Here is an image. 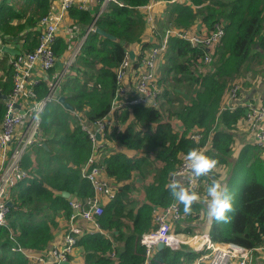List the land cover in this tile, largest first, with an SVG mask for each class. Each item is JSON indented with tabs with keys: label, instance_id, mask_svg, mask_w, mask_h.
<instances>
[{
	"label": "trees",
	"instance_id": "trees-1",
	"mask_svg": "<svg viewBox=\"0 0 264 264\" xmlns=\"http://www.w3.org/2000/svg\"><path fill=\"white\" fill-rule=\"evenodd\" d=\"M117 1L124 6L110 3L95 20V26L115 39L95 32L88 34L71 67L75 75H68L61 85L60 95L78 117L59 104L56 109L47 107L42 114V145L25 155L22 167L27 169L28 177L11 188L12 207L6 225L0 226V264H30L13 249L41 250L48 246L53 240V230L58 227V218L71 212L61 192L81 200L92 195L80 170L93 154L95 164L102 165L107 176L119 185L115 197L103 205L102 213L96 218L109 237L84 235L76 241L82 264H143L145 250L140 237L155 229L153 210L163 209L172 202H177L182 214V219L172 224V231L185 235L201 233L200 214L207 208L206 202L193 204L191 214L185 215L183 205L173 199L167 185L181 156L206 143L205 154L217 158L219 163L209 176L197 178L199 184L205 183L204 189L211 178L219 177L217 171L221 168L229 169L223 181L226 185L234 175L246 179L234 201L235 211L229 213L231 222L214 223L208 233L210 239L244 248L264 244V157L260 152L251 157V151L257 149L244 143L237 158L230 161L232 146L239 137L237 122L243 117L244 109L219 114L229 81L240 75L245 78L248 73L255 77L264 69V0H182L158 6L154 14L160 31L169 26L188 29L202 25L208 32L215 25L222 27L224 35L214 50L216 59L210 70L200 72L195 63L204 50L191 47L185 40L170 38L158 76L162 87L159 108L126 106L106 129L104 144L94 148L79 121L90 124L107 114L116 88L114 69L122 60L126 46L140 42L143 48L150 47L144 40L143 12L127 7L148 0ZM14 2L21 3V8L30 7L33 15L22 21L13 17L14 8L10 15L8 6L1 1L0 38L3 44L13 48H19L21 43L22 50L29 52L36 46L38 21L50 10L53 0ZM98 9L99 3L87 10L73 6L67 16L77 25L88 26ZM95 63L100 66L98 69L94 68ZM7 76L9 80L0 90L4 95L9 90L12 72L8 71ZM45 83L42 79L37 88L38 98L47 92ZM67 110L65 119L62 113ZM4 113L0 98V122ZM69 120L73 121L72 126L68 125ZM195 129L202 133L199 144L187 138ZM136 175L144 180L152 177L143 183L139 198L133 194L137 189L133 182ZM197 256L185 248L173 252L164 247L155 250L148 264H193Z\"/></svg>",
	"mask_w": 264,
	"mask_h": 264
},
{
	"label": "built area",
	"instance_id": "built-area-1",
	"mask_svg": "<svg viewBox=\"0 0 264 264\" xmlns=\"http://www.w3.org/2000/svg\"><path fill=\"white\" fill-rule=\"evenodd\" d=\"M178 1L182 0H148L141 5H127L129 8H138L143 12L144 40L150 44V47L143 48L144 44L140 42L126 46L122 60L114 69L116 88L109 113L90 124L79 121L94 148L104 144L106 129L113 125L115 115L122 113L126 106L143 105L148 108H159L158 99L162 87L158 84V76L170 38L185 40L191 47L204 50V54L195 66L200 72L210 70L214 60V50L224 35L222 27L215 25L214 29L208 32L202 25L201 29L198 28L199 25L188 29L169 26L162 31L157 26L155 9L161 4ZM97 3H99V9L95 18L110 3L124 6L117 0H54L47 14L38 21L34 49L22 52L9 61L12 88L3 100L5 113L0 122V226L6 225V216L12 207L11 188L28 177L27 169L22 167L25 155L34 147L42 145V114L50 104H58L57 99L60 96L62 83L68 75H75L70 68L75 63L80 45L70 53L64 68L47 82L46 94L38 98L37 88L41 83L42 75L56 64L54 43L59 27L66 19L70 7L87 10ZM94 29L95 23L92 22L86 28V35L93 33ZM2 46L7 45L3 44L0 38V49ZM129 51L134 53L133 59L129 58ZM241 91L238 82H233L228 87L223 96L219 114L225 110L233 112L243 108L244 115L237 122L238 130H241L242 133L241 131L240 133L244 136L243 143L264 150V98L251 102L250 99L243 98L244 95L241 96ZM69 113L78 117L72 110H69ZM177 130L180 131V127ZM96 133L100 134V140L96 139ZM187 138L199 144L202 133L195 129L188 133ZM207 146L206 143L199 149L205 152ZM186 155L181 156L180 163L173 173H180L185 177L190 175L186 167ZM95 163L96 156L93 154L80 170L81 177L89 183L93 193L86 200L72 196L67 198L71 212L63 221L62 234L41 250L22 247L13 249L22 254L30 264H69L68 259L76 248L78 237L94 234L106 236L96 218L102 213L103 205L115 197L119 184L107 176L102 165ZM172 179L171 174L169 183ZM201 184L194 176L191 177V183L185 180V186L194 191ZM153 215L155 229L143 233L140 237V244L145 250L143 264H148L151 260L156 250L155 245L159 242L173 252L184 248L196 252L198 256L193 264H253L255 261L264 263V244L244 248L236 244L214 242L207 233L187 236L173 232L172 224L182 219L177 202H172L163 209H154Z\"/></svg>",
	"mask_w": 264,
	"mask_h": 264
},
{
	"label": "crops",
	"instance_id": "crops-1",
	"mask_svg": "<svg viewBox=\"0 0 264 264\" xmlns=\"http://www.w3.org/2000/svg\"><path fill=\"white\" fill-rule=\"evenodd\" d=\"M3 1L5 2L6 5H10V0H3ZM53 3H54V0H53ZM55 4H57V3H55ZM73 20L74 19H71L69 16H66V19L61 24V26L59 27V30L56 34L55 43H54V49H55L54 52L56 55V64L54 65V67L50 71H47L41 77V79L46 80V83H45L46 85H47L48 81H51V79L53 78L54 75H56L61 69L64 68L66 61L70 57V53H72L79 45L81 47L84 39L87 37V35H86L87 26L77 25ZM14 22H15V20H14ZM195 26H197V25H195ZM198 28L201 29V25H199ZM204 28H205V26H204ZM19 42H22V41L20 40ZM20 45H21V43H20ZM20 45H19V48H15V49L19 50L20 53H22L24 51L22 50ZM9 47L13 48L11 45ZM2 54H4V56L3 55L0 56V90H1V86L6 83V80H9V78L7 76V72L11 71L10 66H9L10 59L20 55L19 54V55L10 56V55L5 54V53H2ZM99 67L100 66L98 64H96L94 66L95 69H98ZM70 70H71V68H70ZM10 81L11 82L7 86V88L9 90L12 87V79H10ZM9 90H8L7 94L9 93ZM254 93L256 94L255 97H257V98H255L253 100L252 98H253ZM0 95L6 96V95L2 94L1 92H0ZM243 95H244V97H243ZM241 96L243 98H247V99H250L251 101H255V102L257 100L263 99L264 98V84H262V86L257 88L254 92H250L248 94L246 91L242 92ZM2 100H4V99H2ZM59 105H62V104H59ZM64 108H66V107H64ZM66 109H68V108H66ZM109 110L107 113H109ZM72 123H73V121L69 120L68 125L72 126ZM237 141L241 142L240 146H241V144L243 146V144H244L243 143V141H244L243 134H240ZM116 150H120V148H116ZM226 168H227L226 169L227 172H225V174H224L225 176L221 175V173H220L221 170L219 171L220 175L217 179H221L223 177L221 179L222 182L224 181V177H226V174L229 171L228 167H226ZM136 178H138V179L136 180ZM151 178H152L151 175L148 176L145 180L142 179L139 175H136L135 181L133 180L134 177L131 178L133 180V182L136 184L137 189L135 190V193H133L134 195H136V198H139L141 196V193H142L141 187H142L143 183L151 181ZM205 190L206 189H203V191H205ZM205 200H207V199H205ZM65 218L66 217H63V216L58 218V227L53 230V234H54L53 240L57 239L62 234V226L61 225L63 224V221ZM200 220L201 221L199 222V227L201 230V234H206V233L208 234L210 229L207 231H205V229H204V225L207 221V208L201 212ZM198 221H199V219H198ZM59 228H61L60 231L57 230ZM105 233H106V236L109 237V235L106 231H105ZM68 260H69V264H82V260H81V257L79 255V249L78 248L74 249L73 253L69 256ZM253 264H264V263H262L260 261H255Z\"/></svg>",
	"mask_w": 264,
	"mask_h": 264
},
{
	"label": "clouds",
	"instance_id": "clouds-1",
	"mask_svg": "<svg viewBox=\"0 0 264 264\" xmlns=\"http://www.w3.org/2000/svg\"><path fill=\"white\" fill-rule=\"evenodd\" d=\"M1 52V51H0ZM190 175L185 177L180 173H172L173 179L167 185L174 200L183 205L185 215H190L192 206L200 202L201 198L194 190L185 186L187 179L191 183V177H206L212 173L219 163L217 158L205 154L199 148H192L186 155ZM179 177V178H176ZM207 221L204 225L205 231L209 230L214 223H230L232 217L229 213L235 211L234 196L226 183L220 179L211 178L207 188ZM67 199V198H66Z\"/></svg>",
	"mask_w": 264,
	"mask_h": 264
},
{
	"label": "rangeland",
	"instance_id": "rangeland-1",
	"mask_svg": "<svg viewBox=\"0 0 264 264\" xmlns=\"http://www.w3.org/2000/svg\"><path fill=\"white\" fill-rule=\"evenodd\" d=\"M21 3H18V5H15V2H14V0H10V5H7L8 6V8H9V11H10V15H12V13H13V8H14V13H13V17H20V19L22 18V21H24L25 19H27L29 16H31V15H33V10L30 12L29 10H30V7H28L29 8V10L28 9H26L27 8V6H24V7H22L21 8ZM12 12V13H11ZM21 21V22H22ZM191 27V26H190ZM101 36V35H100ZM4 56V54H2L1 52H0V56ZM216 59V57L214 56V60ZM94 65H96V63L94 64ZM263 67H264V65H263ZM253 74L252 73H248L247 74V76L244 78V77H242V75H240V76H238V77H236V78H234V79H232V80H230L229 81V83H228V85H227V87H226V90L228 89V87L233 83V82H238L239 83V85H240V88H241V94H242V92H244V91H246L247 92V94L248 93H250V92H254L257 88H259V87H261L262 86V84H263V78L262 77H264V69L260 72V73H258V74H256L255 75V77H253L252 76ZM256 96V94L254 93V95H253V100L255 99V98H257V97H255ZM252 102V101H251ZM59 105H55V104H50L49 106H48V109H56L57 107H58ZM66 111V110H65ZM63 112L62 113V117L64 118L65 117V119H67L68 118V110H67V113L66 112ZM241 131V130H240ZM240 131L238 130L237 131V134L240 136V134L242 133V131H241V133H240ZM241 146H240V143L239 142H236L233 146H232V151H233V154H232V158L230 159V161H234V159H236L237 158V156H238V154H239V152H240V150H241V148H240ZM255 148V147H254ZM255 149H257V150H253V151H251V157H255V155H253V154H256L257 152H260V154H261V156H262V158L264 157L263 156V154H264V150L263 149H259L258 147L257 148H255ZM263 153V154H262ZM252 159V158H251ZM227 168H221V169H219L217 172H218V174L220 175V173H221V175L222 176H225L224 174H225V172H227V170H226ZM221 170V172L219 173V171ZM223 178V177H222ZM221 178V179H222ZM220 179V180H221ZM225 179H227L226 177H224V180ZM245 184H246V179H245V176H242V175H234L229 181H228V184H227V186H228V188L230 189V191L232 192V194H233V196H234V201L240 196V194H241V192H242V190H243V187L245 186ZM204 185H205V183L203 182L200 186H198L197 188H196V192L198 193V195L201 197V200H204V201H206L205 199H208V197H207V189L205 190V191H203V187H204ZM208 188V187H207ZM12 193V191H10V194ZM200 200V201H201ZM63 224H64V222H63ZM62 224V225H63ZM61 225V226H62ZM228 225V224H227ZM57 230H61V228H59V229H57ZM194 233H198V232H194ZM188 236V235H187Z\"/></svg>",
	"mask_w": 264,
	"mask_h": 264
},
{
	"label": "water",
	"instance_id": "water-1",
	"mask_svg": "<svg viewBox=\"0 0 264 264\" xmlns=\"http://www.w3.org/2000/svg\"><path fill=\"white\" fill-rule=\"evenodd\" d=\"M95 20H96V18L93 21L94 23H95ZM94 32L99 34V35H101V36H103V37H106V38H109V39H112V40L115 39V37L113 35L103 31L102 29L98 28L97 26H95ZM0 51L2 53L8 54L10 56H14V55H19L20 54L19 50L15 49V48H11L9 46H2ZM128 55H129L130 59H133L134 53L132 51H129ZM0 98L5 99V96H3V95L1 96L0 95ZM57 102L59 104H62L64 107L68 108V110H72V106L65 101L63 96L60 95L58 97V99H57ZM95 136H96L97 140H100V134L99 133H96ZM61 196L64 197V198H68L70 196V194L68 192L63 191V192H61ZM163 248H164V245L162 243H160V242L155 245V249L157 251H159V250H161Z\"/></svg>",
	"mask_w": 264,
	"mask_h": 264
}]
</instances>
